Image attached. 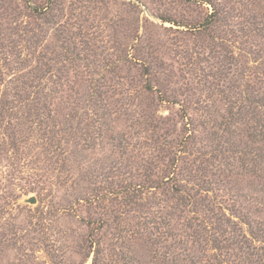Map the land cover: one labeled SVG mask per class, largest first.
<instances>
[{"label": "rangeland", "instance_id": "obj_1", "mask_svg": "<svg viewBox=\"0 0 264 264\" xmlns=\"http://www.w3.org/2000/svg\"><path fill=\"white\" fill-rule=\"evenodd\" d=\"M262 103L264 0H0V264H257Z\"/></svg>", "mask_w": 264, "mask_h": 264}, {"label": "trees", "instance_id": "obj_2", "mask_svg": "<svg viewBox=\"0 0 264 264\" xmlns=\"http://www.w3.org/2000/svg\"><path fill=\"white\" fill-rule=\"evenodd\" d=\"M258 103H259V101H258ZM263 104V106H264V103H262ZM253 111H255V109L253 110ZM260 122V121H259ZM261 125V124H260ZM251 233H253L254 231H250ZM256 238V237H255ZM264 242V241H263ZM245 244V245H244ZM218 246V248L219 249H222V250H224L225 249V246H219V245H217ZM233 247H232V249L233 248H238V249H240V254H239V256L243 253V252H245V250L246 249H248L249 250V253L251 254V255H253V253H252V251L250 250V245H249V241H244V239H238L237 241H235L234 242V244L232 245ZM258 257H260L259 259H258V262H257V264H264V263H262L261 262V260H264V258H262L263 256H258ZM251 258H252V256H251ZM249 259L248 260V263H253L252 261H253V259ZM221 262V261H220ZM239 262H241V261H239ZM242 263V262H241ZM220 264H222V263H220Z\"/></svg>", "mask_w": 264, "mask_h": 264}, {"label": "water", "instance_id": "obj_3", "mask_svg": "<svg viewBox=\"0 0 264 264\" xmlns=\"http://www.w3.org/2000/svg\"><path fill=\"white\" fill-rule=\"evenodd\" d=\"M27 202H31V203H35L36 202V198L34 196H30L26 198Z\"/></svg>", "mask_w": 264, "mask_h": 264}]
</instances>
